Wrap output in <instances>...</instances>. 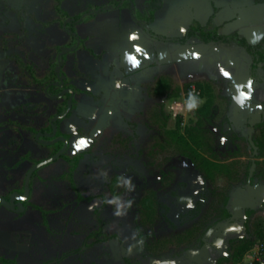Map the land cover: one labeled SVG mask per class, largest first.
Returning a JSON list of instances; mask_svg holds the SVG:
<instances>
[{"label":"rangeland","instance_id":"rangeland-1","mask_svg":"<svg viewBox=\"0 0 264 264\" xmlns=\"http://www.w3.org/2000/svg\"><path fill=\"white\" fill-rule=\"evenodd\" d=\"M28 15L32 21L33 14ZM9 28L20 31V24L14 21ZM28 31L32 30L26 28V36ZM26 40L17 37L0 41V57H11L6 60L5 72L0 76V196L5 198L20 194L28 170L50 157V144L44 139L49 132L38 131L49 125L58 107L57 100L46 94L47 82H38L33 75L38 79L46 76L60 45H31ZM58 40L66 38L62 36ZM87 49L83 45L72 51L74 55L69 56L67 64L61 68L68 85L75 88L76 105L75 109L72 106L68 117L59 119L60 132L74 134L67 139L65 154L72 157L80 150L88 151L72 174V161L62 157L35 171L31 177L30 196L25 200L27 205L22 212L5 209L0 204V255L18 264H101V258L98 259L101 254L97 251L105 246L113 257V264H124L125 251L132 246H141L134 242L137 235L145 239L158 233L156 236L162 247L171 251L167 255L174 256L179 247L169 246L171 241L187 231L191 234L187 241L193 240L211 226L210 230L218 233H211L209 239L221 233L227 237L223 239L217 257L226 256L230 259L227 264H235L231 254L238 240L247 232L253 237L257 230L264 232V198L256 197L253 204L246 182L250 173L254 175L260 170V165L252 167L248 159L251 150L246 140L238 141L234 147L247 159L233 161L231 165L226 163L228 166L221 171L206 176L205 188L201 189L205 193L199 195V198L204 196L205 203L197 204L199 213L195 219L176 228L167 227L162 220H152L156 213L152 214L145 199L155 203L171 193L173 187L185 184L182 172H166V169L187 168L190 163L181 156L182 144L174 141L173 136L165 135L161 119L155 114L157 105L147 110L148 114L143 118H137V123L142 125L135 133L127 124H111L103 130L102 123L98 122L101 109L89 112L92 114L78 109L79 103L95 105L97 101L95 96L83 94L77 88L82 62L90 57ZM67 50L69 48L62 52ZM211 96L213 104L218 106L212 122L219 124L230 112V100L222 92ZM195 99L197 106L189 110L188 125L195 122L194 112L206 97ZM150 101L159 103L155 98ZM203 126L209 128V122L204 121ZM168 127L175 128L174 120ZM40 133L44 135L37 138ZM217 133L216 130L203 133L199 141L208 144L203 145L201 152L209 153L210 145L216 146ZM166 138L172 140L167 144ZM81 141L86 143L78 147ZM218 152L220 161L232 159L226 146ZM198 175L203 177L204 173ZM261 181L264 184V177ZM244 183L246 185H242ZM225 207L235 217L240 216L230 219L238 220L240 230L236 234L220 228L214 230L222 222ZM248 209L252 210L249 216L246 214ZM247 218L248 223H245ZM104 237L105 241L100 242ZM230 239L233 242H229ZM155 240L144 241L154 244ZM262 241L264 238L257 239L254 247ZM112 248L115 254L109 252Z\"/></svg>","mask_w":264,"mask_h":264},{"label":"crops","instance_id":"crops-1","mask_svg":"<svg viewBox=\"0 0 264 264\" xmlns=\"http://www.w3.org/2000/svg\"><path fill=\"white\" fill-rule=\"evenodd\" d=\"M61 11L69 16L91 14V18L74 26L78 45L83 42L90 53V57L82 62L77 88L83 94L95 96L97 101L95 105L79 103L78 109L87 113L101 109L98 122L102 123L103 130L111 124H127L135 133L142 125L137 123V118H143L148 114L147 110L157 105L155 114L161 119L165 135L172 138L171 131L184 134L187 127L194 125H188L187 85L200 92L194 95L190 90L194 98H204L203 92L227 95L238 130L261 120L264 61H258L259 55L253 56L233 43H205L193 38L181 44L169 38L182 37L190 26L200 23L209 25V29L221 35L237 34L251 44H258L264 39V0H0V41L18 37L27 39L26 43L31 45L68 44L73 33L65 29L69 20L61 15ZM149 11L153 12L154 19L146 27L143 21ZM28 14H33V22ZM14 21L20 24V31L9 28ZM26 28L32 30L28 31V36ZM62 36L66 40L59 41ZM74 50L64 53L66 57L61 68L67 64L68 57L74 55ZM9 58L8 55L0 57V76H3ZM70 89L75 91V88ZM153 98L159 103L150 101ZM171 120L175 122L174 129L168 127ZM166 139V143L172 140ZM188 178L192 180L193 176L188 175ZM187 198L191 200L192 196L179 197L178 205ZM176 209L172 205L170 216L176 215ZM236 216L233 218L240 217ZM226 221L239 227L237 219ZM239 230L226 228L222 231L236 234ZM134 242L141 246H132L125 251L127 264H172L170 259L159 255L158 250L142 248L144 241L140 238L136 237ZM97 252L104 254V246ZM109 252L115 254L113 248ZM208 252V247L194 251L193 258L201 264L203 255ZM249 254L248 251L240 264L248 262ZM107 257L113 264L108 251Z\"/></svg>","mask_w":264,"mask_h":264},{"label":"flooded vegetation","instance_id":"flooded-vegetation-1","mask_svg":"<svg viewBox=\"0 0 264 264\" xmlns=\"http://www.w3.org/2000/svg\"><path fill=\"white\" fill-rule=\"evenodd\" d=\"M206 94H204L203 96H205ZM208 100V95H206V100L202 103L201 106H198L196 111H195V116H196V120L194 122L195 126L199 120H201L202 118L203 123L204 121H208L209 122V128L206 127L205 132L206 131H215L218 132L217 133V138H216V146H211L208 148L210 151H208L209 153H205V152H201L200 149L203 147L204 144H208V142H202V146L199 149V151L209 157L212 160L213 157L218 156V150L220 148H222L223 146H226L227 149L229 150V153L232 155V159L231 160H227V161H220L221 163H232L233 161H243L245 159H247L246 155L243 154H238L237 150L235 149L234 145L237 144L238 141H243L246 140L247 146L249 147V149L251 150V154L249 155V161L252 163V167L258 165V161H262L264 158L261 157L259 158L258 156L260 155V153H263V151L260 150L259 146L256 144L255 142V138L256 137H262L264 138V111L261 117V120L254 124H248L246 126H244L243 130H238V126L234 123L235 119H234V115H233V111H232V103L230 101L229 104V109L230 112H228V114H226L223 118V120L219 123V124H214L212 121L214 119V117L216 116L217 112H218V106H215L213 104V102L210 105V113L207 115V118L203 117V112H201L200 110L202 108H204L206 102ZM68 115V114H67ZM57 116V115H56ZM66 117V116H65ZM54 122V121H53ZM52 122V123H53ZM212 122V123H210ZM245 129V130H244ZM247 130V132H245ZM257 132H259V134H257ZM251 139L254 141L255 145L257 146V148L254 147V145L251 143ZM52 141V140H51ZM216 151V153H214ZM214 153V155H213ZM182 158H186L183 154L181 155ZM219 157V156H218ZM220 159V158H219ZM187 162L190 163V165H187V168H167L166 172L168 171H176V172H182V179L185 182V184H183L182 186H175L172 188V192L168 193L166 195V197H163L162 199L158 200L157 202H149L147 200V198L145 199V202L148 203V206L151 207L152 209V214L156 213V215H154V217L152 218V220H162V222H166L167 223V227L172 226V227H179L181 224H185L186 221L188 220H193L196 218L198 212V206L197 204H204L205 203V198L204 196H200L201 198H199V195H202L205 193L204 190L201 191V189L205 188V179H206V174L204 173V171L197 167L194 163H192L189 159H187ZM236 163V162H234ZM165 169V168H164ZM187 169L189 170V172H187ZM198 173H204V176L201 177L198 175ZM188 175H192L193 179L189 180ZM255 175V173H254ZM254 175L253 173H250L248 179H247V184H249V180L251 181V184H261L262 181L259 179H254ZM242 185H246V183L242 184ZM201 192V194H200ZM184 195H191L192 199L190 200L189 198L186 199V202H181L182 205H178L179 203V197H183ZM149 198V197H148ZM194 198V199H193ZM177 203V204H176ZM180 203V204H181ZM172 205L176 206V215L175 216H170V212L172 210ZM229 211V209H227L225 207L224 209V217L221 218V221L226 220H230L231 218H233V214L232 212L229 211V213L231 214L230 217H226L225 212ZM175 220L176 222L174 223L172 220ZM219 221V220H218ZM217 221V222H218ZM216 222V223H217ZM169 225V226H168ZM211 226H209V228L207 227L206 230L202 233L199 234V236H197L196 238H194L193 240H188L187 241V237H189L190 231H187L181 235H179L178 237H176V239L171 243L169 246H175L177 245L179 248L176 250L177 252L175 253L176 255H167L168 253H170L171 251H165L164 247H162L163 245H161V241H159V237L156 236V234L158 235V233H155V236L151 235L149 237H146L145 239L149 238V239H156L154 244H151L148 242V244L144 241V236H138V238H140L143 242V247L145 248L146 246L149 249H156L159 251V255L167 257L168 259H170V263L172 264H200V262H197L196 259L193 258V253L194 251L197 250H201L204 249L205 247L209 248V252L207 255H203V258L201 260V264H217L218 260H220L221 258H223V256H219L217 257V254L221 251L222 249V242L223 239H226V236H221V235H217V231H213L210 230ZM154 232L157 230L156 226L153 227ZM103 232V230H102ZM214 233L215 234V238L214 239H209L210 236ZM212 233V234H211ZM230 238V237H229ZM232 238V237H231ZM105 237L102 238V240L100 242H104L105 241ZM189 239V238H188ZM232 240L230 239L229 242H231ZM165 242V241H164ZM221 242V243H220ZM233 242V241H232ZM104 250L105 253L101 254V256L98 258L100 259L103 264L107 261V264H110L108 261V257H107V251L105 249L104 246ZM172 251H175L174 249H172ZM100 255V254H99ZM217 257V258H214ZM226 257V256H224ZM107 259V260H105ZM123 262L124 264L128 263V259L125 258V256H123ZM101 262V264H102ZM112 262V261H111Z\"/></svg>","mask_w":264,"mask_h":264},{"label":"trees","instance_id":"trees-1","mask_svg":"<svg viewBox=\"0 0 264 264\" xmlns=\"http://www.w3.org/2000/svg\"><path fill=\"white\" fill-rule=\"evenodd\" d=\"M96 10H100V8H97ZM95 10V11H96ZM61 15L66 19L69 20V24H66L65 29L68 32L73 33L72 41L69 42L68 44L65 45H60L57 47V56L56 59L53 61L51 65L50 71L46 74L41 79H38L33 75V78L38 81V82H47L46 87L47 91L46 94L50 96L53 99H56L58 102V107L56 109V113L52 116L51 120L56 116V115H63L68 108V101L71 98L72 94L71 93H66L64 95L63 92L66 88H70L71 86L68 85V81L64 80V84L60 85V78L57 75L56 72V67L59 64V61H61V64L63 65L64 59L66 57V54H61V52L67 48L69 49H78L83 46V42H81L79 45V37L78 35L75 34V25L79 22L86 21L87 19L91 18L90 13H83L75 16H69L65 12L61 11ZM154 19V14L152 11H149L147 18L144 19L143 25L148 26L152 20ZM209 25H201L200 23H195L190 28L185 32V34L182 37H176V38H169L172 42H179L181 44L186 43L187 41L197 38L201 40L202 42L208 43L211 41H216V42H223L227 44H238L239 46L244 47L251 55L257 56L259 55V60L258 61H264V39L258 43V44H251L245 39L244 37H240L237 34H232L229 36L221 35L215 30H211L208 27ZM62 74H64L62 72ZM53 79L51 80V78ZM52 82H57L58 84H51ZM201 88L203 86L201 85ZM190 85H187L185 88L186 91V98L189 100V94H190ZM206 94L208 95V100L200 111L203 112V117L207 118V115L210 113V105L212 103L211 100V93L210 92H203L202 96ZM75 100L73 99V109H75ZM70 113L66 116L68 117ZM203 118L199 120V122L195 126L187 127L185 129L184 134H178L177 131H171L172 136L174 137V141H177L178 143H181V150L182 154L189 159L192 163H194L197 167L201 168L206 176H212L214 172L221 171V168L231 165L228 164L226 165L225 163L219 162V157L215 155L212 160L209 157L203 155L199 149L202 146V142L199 141L201 139V136L205 132L204 126H203ZM53 124L57 127V134L54 137H49V136H44V139L47 141L54 140L57 137L63 136L66 139H70L74 134L71 133H61L60 132V124H61V119L54 120L52 123L50 121L49 125L47 127L41 128L38 132H53ZM179 127V126H178ZM256 144L259 146L260 150H264V138L262 137H256L255 138ZM51 149V154L50 157L58 153L63 147H64V142L63 141H58L54 144L49 145ZM90 150V149H89ZM88 151L87 150H80L76 154H74L72 157L68 156L67 154H63L61 157L66 158L70 161H72V166L70 169V173L72 174L73 171L76 169L77 165L79 164L80 160L84 156V154ZM259 158L263 157L264 158V152L260 153L258 156ZM258 165H260V170L256 172V176L254 177L253 180L259 179L264 177V159L262 161H258ZM262 165V166H261ZM72 176V175H71ZM20 194H23L24 189L19 191ZM80 197V196H79ZM10 198V197H9ZM7 197V199H9ZM20 201H17L19 203ZM24 205L26 206L27 203L24 201ZM252 213L251 209H248L246 211L247 216H249ZM226 217H230L231 214L229 211L225 212ZM245 223H248V218L246 219ZM247 227V226H246ZM247 231V229H246ZM92 235V234H91ZM264 238V232L262 230H257L256 236L253 237L251 236L248 232L242 236L239 240L238 243L235 245L234 250L231 254V258L234 260L235 264H240L241 261L243 260L245 254L252 249L255 244L257 239H263ZM230 259L227 257H223L220 260H218L217 264H227ZM0 262L1 263H7V264H17L15 260L13 259H8L4 258L0 255Z\"/></svg>","mask_w":264,"mask_h":264},{"label":"water","instance_id":"water-1","mask_svg":"<svg viewBox=\"0 0 264 264\" xmlns=\"http://www.w3.org/2000/svg\"><path fill=\"white\" fill-rule=\"evenodd\" d=\"M64 54V52H61V55ZM56 72L57 75L60 78V85L64 84V80H65V75L61 74V61H59L58 66L56 67ZM55 84H58L57 82H55ZM66 93H71L72 96L68 101V108L67 111L63 114V115H57L52 119V122L54 120H58L59 118L65 117L71 110H72V106H73V96H74V91L72 89H68L66 88L63 92L62 95L66 94ZM57 134V127L53 124V132L52 133H47V136L49 137H54ZM41 135H44V133H40L38 134L37 138H40ZM58 141H63L64 142V147L55 155L43 159L41 161H39L38 163H36L35 165H33L27 172L26 177H25V182H24V192L23 194H15V195H11L9 199L0 196V204L5 206L7 209L12 210V211H16V212H22L25 209V205H24V201L30 196V183H31V177L33 176L34 172L37 171L38 169H40L42 166L55 161L56 159L60 158L65 151L67 150L68 147V140L63 137H57L52 141H49L48 143L54 144ZM251 143L254 145L255 148H257V146L255 145L254 141L251 139ZM250 194V198L253 201L252 203L254 204L256 202V197H261L264 198V184H259V185H253L251 184V181L249 180V184H248V190H247ZM17 201H20L19 203H17ZM252 204V205H253ZM220 228L222 230L226 229V228H232V230H239V227L237 225H230L229 222L225 221V222H221L217 225L215 229Z\"/></svg>","mask_w":264,"mask_h":264},{"label":"built area","instance_id":"built-area-1","mask_svg":"<svg viewBox=\"0 0 264 264\" xmlns=\"http://www.w3.org/2000/svg\"><path fill=\"white\" fill-rule=\"evenodd\" d=\"M192 94L199 95L196 88H192ZM250 258L246 264H264V241L249 251Z\"/></svg>","mask_w":264,"mask_h":264},{"label":"clouds","instance_id":"clouds-1","mask_svg":"<svg viewBox=\"0 0 264 264\" xmlns=\"http://www.w3.org/2000/svg\"><path fill=\"white\" fill-rule=\"evenodd\" d=\"M196 106H197V104H196L195 98H194V97L192 96V94L190 93V94H189V102H188V104H187V108H188L189 110H192V109H194Z\"/></svg>","mask_w":264,"mask_h":264},{"label":"snow or ice","instance_id":"snow-or-ice-1","mask_svg":"<svg viewBox=\"0 0 264 264\" xmlns=\"http://www.w3.org/2000/svg\"><path fill=\"white\" fill-rule=\"evenodd\" d=\"M132 59L134 60V58H132ZM226 75H227V73H226ZM85 143H86L85 141H81V142H80V145H78V147H79V146H83Z\"/></svg>","mask_w":264,"mask_h":264}]
</instances>
